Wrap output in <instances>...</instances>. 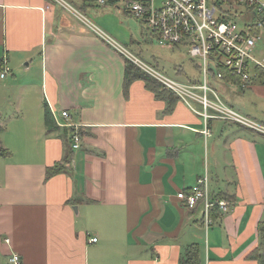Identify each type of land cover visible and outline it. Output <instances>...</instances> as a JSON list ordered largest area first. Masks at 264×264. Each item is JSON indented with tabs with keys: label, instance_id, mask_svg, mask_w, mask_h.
<instances>
[{
	"label": "crops",
	"instance_id": "crops-1",
	"mask_svg": "<svg viewBox=\"0 0 264 264\" xmlns=\"http://www.w3.org/2000/svg\"><path fill=\"white\" fill-rule=\"evenodd\" d=\"M72 17L52 0H0V63L5 55L10 68L0 78V147L10 153L0 158V264L12 254L21 264H180L194 244L201 264H258L264 136L205 123L177 100L164 113L141 81L124 89V58ZM259 78L218 86L264 125ZM74 126L79 149L46 180ZM204 175L210 195L230 202L209 227L201 204L177 199Z\"/></svg>",
	"mask_w": 264,
	"mask_h": 264
},
{
	"label": "built area",
	"instance_id": "built-area-1",
	"mask_svg": "<svg viewBox=\"0 0 264 264\" xmlns=\"http://www.w3.org/2000/svg\"><path fill=\"white\" fill-rule=\"evenodd\" d=\"M85 25L108 47L171 92L188 110L206 123L211 119L237 125L264 136V125L241 115L228 106L212 87L211 81L248 86L258 75H264V55L258 51L264 36V0H52ZM105 8L122 6L153 33L162 47L185 48L195 64L198 78L186 82L171 79L154 66L143 62L89 22L74 4ZM239 20L241 24H238ZM10 73L7 57L2 56L0 78ZM199 107L200 109H198ZM61 117L68 118L67 112ZM72 150L80 147L77 127H71ZM205 135L208 134L204 130ZM206 175L197 179L188 192H179L177 199L188 210L202 205L205 225L213 223L210 211L217 208L225 215L230 208L226 199L213 201ZM9 244L10 240L5 239ZM96 242V238L90 239ZM9 264H21L17 254Z\"/></svg>",
	"mask_w": 264,
	"mask_h": 264
},
{
	"label": "rangeland",
	"instance_id": "rangeland-1",
	"mask_svg": "<svg viewBox=\"0 0 264 264\" xmlns=\"http://www.w3.org/2000/svg\"><path fill=\"white\" fill-rule=\"evenodd\" d=\"M74 7L78 9L77 4H74ZM79 12L111 40L120 44L143 62L154 66L167 77L181 82L198 78L195 64L187 55L185 48L160 46L157 37L151 33L143 22L139 18L128 14L122 6H119V8L116 6H108L105 8L91 6L85 11L80 10ZM72 18L81 26L88 29L75 17ZM236 22L241 24L239 20H236ZM258 51L262 52L264 55V36L261 42H259ZM219 83H222V81H211L212 87L218 92L219 96L223 98L222 89L218 86ZM237 100L238 99H235V101ZM223 101L226 102L228 106L234 109L237 108L235 104H230L228 102V98H223ZM197 108L200 109L199 107ZM235 110L238 111L239 108ZM239 113L246 116L240 111ZM207 175L209 177V188L213 187L214 182L211 180L212 176L210 177V174ZM206 229L208 230V228Z\"/></svg>",
	"mask_w": 264,
	"mask_h": 264
},
{
	"label": "trees",
	"instance_id": "trees-1",
	"mask_svg": "<svg viewBox=\"0 0 264 264\" xmlns=\"http://www.w3.org/2000/svg\"><path fill=\"white\" fill-rule=\"evenodd\" d=\"M87 8L88 6H86L85 3L78 5V9L81 11H85ZM258 77H260L259 78L260 80H263L262 78H264V75H258ZM135 81L143 82L146 90L151 92L155 96L156 99L164 101L166 103L164 113H170L173 110L174 104L177 98L171 92L163 88L154 79H152L147 74L142 72L135 65H133L132 63L124 59V80H123L124 89H127L128 86L131 85ZM44 122H45L46 130L48 132H52L58 129V127L56 126L51 116V113L48 107H45ZM64 131H68V130L64 129ZM69 132L71 135L72 130L69 129ZM68 141L70 144L68 153L65 155L62 162L56 163L52 167H49L46 169V174H45L46 180H49L56 175L65 173L66 171L65 166L69 164L71 155L73 152L71 148L70 138L68 139ZM8 157H10V153L0 147V158H8ZM220 199H227V198H225L221 194L213 197V201L220 200ZM220 216L222 215L219 214V211L217 210V208H213L210 211V217L213 222L214 220H217L218 218H220ZM258 238H259L258 246L254 250L252 256H250V258L257 261L258 264H264V220L260 222L258 225ZM180 264H201L200 250H199L198 245L196 244L190 245L184 250L183 256L180 259Z\"/></svg>",
	"mask_w": 264,
	"mask_h": 264
}]
</instances>
